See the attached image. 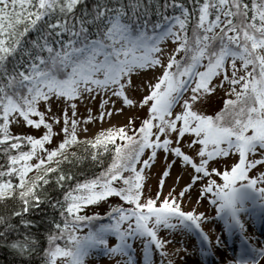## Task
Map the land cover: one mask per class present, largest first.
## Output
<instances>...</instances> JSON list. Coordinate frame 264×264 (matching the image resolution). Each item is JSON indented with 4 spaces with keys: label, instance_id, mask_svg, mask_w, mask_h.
<instances>
[{
    "label": "snow or ice",
    "instance_id": "snow-or-ice-1",
    "mask_svg": "<svg viewBox=\"0 0 264 264\" xmlns=\"http://www.w3.org/2000/svg\"><path fill=\"white\" fill-rule=\"evenodd\" d=\"M169 39L173 47H162ZM146 71L153 76L137 85L133 77ZM141 87L146 94L131 99ZM225 87L223 107L205 114L208 97ZM85 93H100V118L122 110L104 107L115 104L112 97L122 105L142 106L146 115L139 126L130 118L81 141L74 101ZM54 103L63 109L51 112ZM13 124L44 131L13 134ZM61 124L63 137L46 147L54 126ZM186 135L189 147L199 145L198 162L182 151ZM81 144L83 155L69 150ZM145 149L150 150L146 159ZM158 149L172 160L165 159L159 189L145 195L144 170ZM104 152L111 154L107 168L83 180L62 167L86 157L102 164ZM230 156L235 159L225 170L210 165L215 157ZM0 158V243L21 256L39 252L41 264H84L98 248L137 264L136 240L142 246L141 264H157V253L160 264L164 257H169L166 264H175L180 249H166L162 230L195 228L210 243L201 229L208 217L183 210L182 198L197 184V195L210 197L216 216L243 230L240 213L247 200L257 199L253 192L264 206V187H256L264 183V0H0ZM177 162L194 172L178 191L165 193ZM50 179V187L62 193L57 199L45 189ZM112 195L128 206H112L104 214L110 222L79 214L84 205ZM44 204L59 216L48 218L42 237L47 244L40 252V234L31 231L36 221L28 214ZM13 217L18 224L11 223ZM19 225L24 233L2 239L19 233ZM85 227L87 232L79 231ZM109 235L116 239L111 246ZM257 257H264V248H253L248 258L241 254L234 264H259Z\"/></svg>",
    "mask_w": 264,
    "mask_h": 264
},
{
    "label": "rangeland",
    "instance_id": "rangeland-1",
    "mask_svg": "<svg viewBox=\"0 0 264 264\" xmlns=\"http://www.w3.org/2000/svg\"><path fill=\"white\" fill-rule=\"evenodd\" d=\"M172 48L173 42L169 39L164 42L162 47ZM157 66V75L159 74ZM153 76L152 71L142 72L139 76H134L133 79L137 85L141 84V81L150 80ZM227 88L217 90L214 95H210L204 105L202 106L205 114H214L221 107L224 98L226 97ZM142 94H146V89L141 87L138 91L130 95L131 99L142 97ZM115 100V104L109 102L104 107L106 109L121 108L120 112L113 110L111 115L105 114L103 118H100L99 113L102 111L100 107L101 95L100 93H93L92 96L84 94V99L77 98L74 102L77 105V117L80 120V127L77 131V137L79 140L94 138L96 133L102 129H106L112 126L120 127L125 125L130 118H135V126H139V123L144 119L146 115V109L138 104L134 105H122L120 100L116 97H112ZM55 100V98H53ZM64 105L62 103H54L51 106V112L56 113L62 110ZM89 109L91 112L89 113ZM68 114L71 116V108L69 107ZM92 115L94 120H85V117ZM59 126H54V136L52 140L46 142V147L55 145L63 137V133L60 132ZM11 131L14 134L17 133H29L33 135L42 134L44 129L41 127L39 130L34 127L26 125H11ZM190 137L186 135L182 140V151L189 155H192L198 162V157L194 155V152L198 150L199 145L189 147ZM150 150L146 149L143 158H148ZM172 160L170 154H165L162 149L157 150L156 157L152 160L149 166L144 170V190L146 193L157 191L159 189L158 178L162 169L166 166L165 159ZM215 164L210 161V165L217 166L220 170H225L224 166L230 167L235 157L230 156L228 158H213ZM34 162V160H33ZM259 170H249L252 175H255ZM191 165L185 166L182 162H177L170 170V175L166 178L164 185V192L177 190L182 186L185 181L189 180V173H193ZM31 175V173H30ZM180 177L177 180V177ZM213 179H216L218 183H222L219 177L214 174ZM257 188L264 187V183H257ZM199 184H197L191 192L182 198L183 207L187 210L195 209L198 212H203L206 220L201 221V229L206 233L210 239L204 241L199 235V230L184 229L181 226H177L174 229H168L167 231H161L160 235L166 237L169 244L166 245V249L171 252L173 249H180L179 256L174 257L175 264H234V261L239 259L241 254L246 258L252 254V249L264 248V206L259 203L258 193L253 192L252 195L257 197L255 201L247 200L245 203V210L240 213L241 221L245 225L241 230L239 227L230 228L226 225V222L221 217L216 216L215 206L210 203V197H200L197 195ZM151 190V191H150ZM113 204L123 203L127 206V202H122L118 196L114 195L112 199ZM109 204L96 201L91 205H84L80 212L81 215H91L95 213H106V209ZM175 223V220H173ZM108 239L113 240V235H109ZM133 257L137 261V264H141L142 261V246L139 240L133 242ZM169 257H164L165 264ZM157 264H160L161 257L157 253L155 256ZM259 264H264V257H257ZM125 264L126 257H121L116 254L115 257L106 254L102 248L93 249L88 256L85 257L84 264Z\"/></svg>",
    "mask_w": 264,
    "mask_h": 264
},
{
    "label": "trees",
    "instance_id": "trees-1",
    "mask_svg": "<svg viewBox=\"0 0 264 264\" xmlns=\"http://www.w3.org/2000/svg\"><path fill=\"white\" fill-rule=\"evenodd\" d=\"M162 2V0H161ZM156 17L153 16L152 19L154 20ZM33 36L35 35V33L32 34ZM32 37H28V39H31ZM227 98V97H225ZM224 98V99H225ZM223 107V103L221 105L220 108ZM219 108V110H220ZM218 110V111H219ZM213 115V114H211ZM14 134V133H13ZM85 139H82L81 141H83ZM84 145H80L79 147L76 145H73L69 150L70 151H75L77 152L79 155H83L84 154ZM146 152V149H145ZM144 152V153H145ZM144 153L142 154V158L144 156ZM103 163L101 164L99 161L96 163H92L90 160V157H86L85 159H83L82 161L76 163L74 166L68 164L67 162H65L64 165H62V167L67 170L68 168H71V170L75 173L76 178L79 180H83L86 177H91L94 174H99V172L102 170V168H107L108 163L111 162V154L108 152H104L101 155L100 158ZM3 159L0 158V163H3ZM139 163V162H138ZM127 174V173H124ZM53 183V181L50 179L49 181V185L45 186V189L48 190V194L49 196H51L53 199H57L60 196H62V193H59L56 190H53L50 185ZM70 183H75V180L70 182ZM114 186L115 182H114ZM144 194L145 195H150L149 193H146V191L144 190ZM112 199H114V195L106 197L102 200H99L100 202H104L108 205L109 209H106V212H109L111 210V207L116 205L113 204ZM98 202V201H97ZM120 203H118L117 205H119ZM126 206V205H124ZM128 206V205H127ZM126 206V207H127ZM83 208H81L82 210ZM80 210V212H81ZM183 210H187L183 207ZM191 210V209H190ZM80 214V213H79ZM97 216V220L99 223H108L109 218L107 216H105L103 214H99V213H95ZM29 215V218L34 219L36 221V223H34L31 226V231L33 233H39L40 234V244H41V248H40V252L43 251V247L46 246L47 242L46 240L42 239L43 234L48 230V218H50L53 215L59 216L58 210L51 208L49 205L44 204L41 206V209L35 212H32ZM93 215V214H91ZM12 224H18V219L13 217L11 220ZM97 221H93V225H96ZM87 227L80 229L79 231L81 232H87ZM0 231H3V227L0 226ZM21 233H24V226L23 225H19V233H17L16 231H13L11 233H6L5 236L2 238L4 240H14L16 239ZM60 243L63 244V242L61 241ZM0 264H41V255L39 252H34L32 253L30 256H21L19 255L16 251H14L13 249L9 248L7 246L6 243H0Z\"/></svg>",
    "mask_w": 264,
    "mask_h": 264
}]
</instances>
